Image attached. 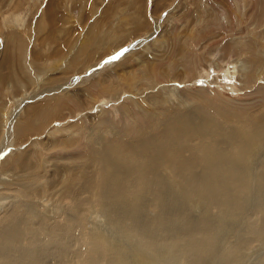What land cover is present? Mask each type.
Wrapping results in <instances>:
<instances>
[{"label":"bare ground","instance_id":"obj_1","mask_svg":"<svg viewBox=\"0 0 264 264\" xmlns=\"http://www.w3.org/2000/svg\"><path fill=\"white\" fill-rule=\"evenodd\" d=\"M8 45L14 48L13 41ZM86 45L70 58L71 68L91 61L82 50L88 49ZM7 46L0 62V97L5 90L3 72L13 70L6 72L9 83L17 74V53ZM146 69L142 74L150 81L174 80L159 72L157 64ZM100 80L107 84L105 78ZM100 80L93 93L102 95L107 89ZM127 83L131 86L135 79ZM14 84L16 88H11L18 93L20 85ZM254 96L259 100L252 104L230 105L218 97L212 103L195 95V100L176 106L156 104L142 115L136 113L139 105L132 103L136 108L123 109L121 127L102 120L103 129L90 141L84 139L87 146L77 152L88 165L79 171L64 170L59 186L48 182L49 193L57 194L56 208L48 212L45 209L52 206L32 201L42 198L37 193L40 175L34 166L29 170L26 152L19 150L13 162L20 176L6 182L19 187L12 190L9 185L12 191L7 196L0 192V264H238L243 258L264 264V88ZM63 102L34 106L30 115L32 106L26 108L21 116L26 114V122H17L14 128L19 140L35 134L33 127L42 128V122L58 119ZM70 109L78 107L73 103ZM37 116L42 120L33 125ZM68 138L53 147L61 143L62 158L78 164L77 152L68 153L76 141ZM7 157L1 168L10 176L15 172L11 173L12 159ZM34 163L38 165L36 159ZM23 170L30 174L24 177ZM249 211L251 235L240 237L235 233ZM258 240L263 243L251 250ZM248 247L250 251L244 252Z\"/></svg>","mask_w":264,"mask_h":264},{"label":"rangeland","instance_id":"obj_2","mask_svg":"<svg viewBox=\"0 0 264 264\" xmlns=\"http://www.w3.org/2000/svg\"><path fill=\"white\" fill-rule=\"evenodd\" d=\"M9 41H13L16 51L7 46ZM84 44L88 49L82 50L92 57L91 61L71 68L70 58ZM6 46L14 55L17 53V74L9 83L6 76L13 70L3 72L0 149L5 151L0 150V168L4 158L10 156L11 173H15L9 176L1 168L0 190H7L0 192L8 194L18 189V185L6 182H14L20 176L21 170L13 161L19 150V154L26 152L24 161L30 163L27 167L30 171V167H36L40 175V184L35 185L42 198L35 196L32 201L43 203L46 208L52 206L45 209L48 212L56 208L57 200L54 190L55 194L49 193L48 184L59 186L58 176L64 170L79 171L80 166L88 165V161L79 159L77 151L87 146L85 142L91 140L93 133L103 129L102 120L121 127L126 118L123 109L134 108L132 103L139 105L135 107L139 115L144 109H154L156 104L169 107L184 100L193 101L195 95L212 103L220 98L230 105L259 100L254 94L264 88V0H0V62ZM145 64H157L159 72H167V77L174 80L150 81L142 74L148 71ZM101 78L106 79V85ZM134 79L135 84L130 86L127 82ZM98 80L107 89L102 95L93 93L99 88ZM14 81L20 85L18 93L11 88H16ZM164 87L172 93L173 100L169 99L168 90H161ZM58 99L64 101L59 118L42 122V128L33 127L32 137L25 135L19 140L14 128L19 122H26V114L21 117L26 108L32 106L27 111L30 115L34 106ZM73 103L78 109H70ZM41 120L37 116L33 125ZM68 137L76 141L68 153L77 152L78 164L62 158L61 143L53 147L56 141ZM29 170H23L22 175L25 177ZM2 209L5 211L6 206ZM248 213L235 233L242 234L240 237L251 235L246 219H252L253 212ZM262 240L244 252L253 250ZM238 264L250 263L243 258Z\"/></svg>","mask_w":264,"mask_h":264},{"label":"snow or ice","instance_id":"obj_3","mask_svg":"<svg viewBox=\"0 0 264 264\" xmlns=\"http://www.w3.org/2000/svg\"><path fill=\"white\" fill-rule=\"evenodd\" d=\"M123 53H121V55H122Z\"/></svg>","mask_w":264,"mask_h":264}]
</instances>
